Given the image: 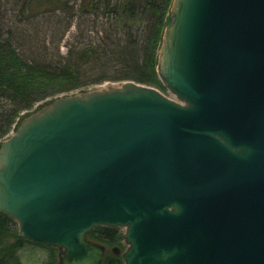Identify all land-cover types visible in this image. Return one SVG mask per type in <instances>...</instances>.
<instances>
[{
	"label": "water",
	"instance_id": "obj_1",
	"mask_svg": "<svg viewBox=\"0 0 264 264\" xmlns=\"http://www.w3.org/2000/svg\"><path fill=\"white\" fill-rule=\"evenodd\" d=\"M157 74L54 101L0 146V212L18 236L98 264H264V0H173Z\"/></svg>",
	"mask_w": 264,
	"mask_h": 264
},
{
	"label": "trees",
	"instance_id": "obj_2",
	"mask_svg": "<svg viewBox=\"0 0 264 264\" xmlns=\"http://www.w3.org/2000/svg\"><path fill=\"white\" fill-rule=\"evenodd\" d=\"M30 2L37 12L67 6L64 0ZM169 3L170 0H121L117 5L112 0H80L77 10L81 15L101 11L117 16L116 24H105L99 30L98 41L83 47L71 46L61 61L52 65L27 63L8 40L0 39V139L10 132L22 112L61 93L108 80L161 86L157 52L163 27L169 20L164 19ZM142 16L149 19V24L140 34L132 24L142 22ZM106 69L113 71V76L105 73L94 78V73ZM8 221L13 220L0 213V232L8 229L4 227ZM99 230L105 238H115L117 234L107 227ZM13 248L1 251L0 264H20Z\"/></svg>",
	"mask_w": 264,
	"mask_h": 264
},
{
	"label": "rangeland",
	"instance_id": "obj_3",
	"mask_svg": "<svg viewBox=\"0 0 264 264\" xmlns=\"http://www.w3.org/2000/svg\"><path fill=\"white\" fill-rule=\"evenodd\" d=\"M67 3L65 8L55 11L37 12L35 4L30 0H0V39L8 40L21 59L27 63L55 64L65 56L71 46H87L98 41L99 30L105 24H116L117 16L104 14L101 11L92 14L81 15L78 12L80 0H64ZM119 4L121 0H112ZM173 0L167 7L164 19L168 22L164 25L161 35V41L157 52V64L159 51L162 44L165 28L170 24L171 6ZM142 22H135L132 26L140 29V34L145 33L149 19L142 16ZM141 37V36H140ZM157 69V66H156ZM101 72V71H100ZM113 76V71H106L93 75L94 78L99 74ZM159 79V77H158ZM160 81V80H159ZM134 81H103L98 84L87 85L69 92L61 93L53 98L39 102L32 109L22 112L20 118L12 126L10 132L0 139V146L3 141L13 135L20 125L34 115L41 114L54 101L70 97H86L92 93H102L114 89H120L124 84ZM136 83V82H134ZM161 83V81H160ZM140 84V83H136ZM144 85V84H140ZM148 86V85H145ZM159 91L171 100L177 101L175 96L161 83V86H149ZM13 226L7 225L0 232V253L3 250L14 247L18 237V226L16 221H12ZM107 226L94 227L85 233V239L89 243L100 248L102 256L98 264H103L102 258L108 260V255L112 253L113 248L119 249L124 253L128 244L125 240L124 227H107L116 230L115 238L107 239L99 233L100 228ZM54 248L42 245H33L24 242L23 246L17 251V257L20 264H56ZM53 253V256H52ZM105 254V255H104ZM54 257V258H53ZM122 263L124 260L122 258ZM105 264V263H104Z\"/></svg>",
	"mask_w": 264,
	"mask_h": 264
},
{
	"label": "flooded vegetation",
	"instance_id": "obj_4",
	"mask_svg": "<svg viewBox=\"0 0 264 264\" xmlns=\"http://www.w3.org/2000/svg\"><path fill=\"white\" fill-rule=\"evenodd\" d=\"M1 213V212H0ZM1 214H4V213H1ZM4 215H6V214H4ZM6 216H8V215H6ZM8 217H10V216H8ZM13 221H14V219L12 218V217H10ZM13 223V222H12ZM11 223V221H8V224H7V226H8V228L10 227V225H11V227L13 226V224ZM10 224V225H9ZM13 229H14V226H13ZM115 229V228H114ZM107 239H111V238H107ZM19 240V241H18ZM20 240H22V243H21V241ZM24 242H27V243H31V242H29V241H26V240H24V239H21L19 236L17 237V242H16V244H15V246H14V248L13 249H15V251H16V254H17V251L23 246V243ZM31 244H33V243H31ZM33 245H36V244H33ZM48 247H50V246H48ZM51 248H54V247H51ZM54 250L55 251H53L55 254V259H56V264H59V250L57 249V248H54ZM122 252L121 251H119V249H117V248H113L112 249V253L111 254H109L108 255V260H104V258H105V256H103V258H102V263L104 264H113V262L114 261H120V263L121 264H123L122 263ZM105 255V254H104Z\"/></svg>",
	"mask_w": 264,
	"mask_h": 264
}]
</instances>
